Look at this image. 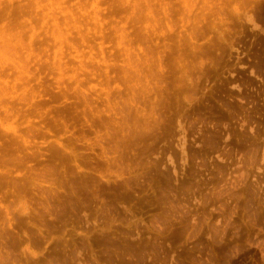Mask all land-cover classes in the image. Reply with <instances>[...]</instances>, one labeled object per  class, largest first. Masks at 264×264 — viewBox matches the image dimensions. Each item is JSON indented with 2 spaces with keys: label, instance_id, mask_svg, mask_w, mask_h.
Segmentation results:
<instances>
[{
  "label": "rangeland",
  "instance_id": "1",
  "mask_svg": "<svg viewBox=\"0 0 264 264\" xmlns=\"http://www.w3.org/2000/svg\"><path fill=\"white\" fill-rule=\"evenodd\" d=\"M0 264H264V0H0Z\"/></svg>",
  "mask_w": 264,
  "mask_h": 264
},
{
  "label": "bare ground",
  "instance_id": "2",
  "mask_svg": "<svg viewBox=\"0 0 264 264\" xmlns=\"http://www.w3.org/2000/svg\"><path fill=\"white\" fill-rule=\"evenodd\" d=\"M16 65H17V63H16ZM14 68H15V67H14ZM15 69L18 70V68H15ZM20 69H21L20 72L24 73L25 70L23 69V67H20Z\"/></svg>",
  "mask_w": 264,
  "mask_h": 264
}]
</instances>
